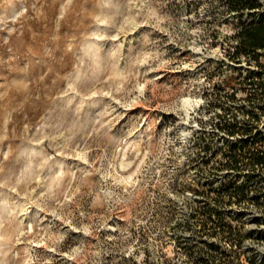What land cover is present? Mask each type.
I'll use <instances>...</instances> for the list:
<instances>
[{"label": "rangeland", "instance_id": "374dc122", "mask_svg": "<svg viewBox=\"0 0 264 264\" xmlns=\"http://www.w3.org/2000/svg\"><path fill=\"white\" fill-rule=\"evenodd\" d=\"M230 3L0 0V264H257L264 174L226 160L264 132V0Z\"/></svg>", "mask_w": 264, "mask_h": 264}, {"label": "trees", "instance_id": "16d2710c", "mask_svg": "<svg viewBox=\"0 0 264 264\" xmlns=\"http://www.w3.org/2000/svg\"><path fill=\"white\" fill-rule=\"evenodd\" d=\"M230 1V8L233 10H236L239 14H242L244 5L249 8L253 9L257 5V0H228ZM239 3L243 4V7H238ZM245 7V8H246ZM238 41L239 44L236 47V53L238 54L239 52H255L256 49L262 48L264 49V18H261L258 21H251L240 31L237 33ZM260 54L257 52L254 54L252 57L253 59L258 61V56ZM253 118L256 117V113L254 114L252 112ZM244 129V131H253L252 127L246 128L240 126V124L236 121L234 123L229 124V132L231 134ZM226 165L230 167H244L247 165L255 166L259 168L263 174H264V132H257L254 135V138L252 142L248 145H243V146H234L230 148V152L228 155V159L226 160ZM200 224V223H199ZM213 225L211 227L216 228V225L223 224L224 226H227L228 228L231 226L224 224V222L220 221H213ZM207 221L201 222V226L203 228L207 227ZM210 227V226H209ZM231 234V232H229ZM238 235V234H237ZM238 244L241 243L240 239L237 237ZM208 246L210 247V250H215L217 249V244L214 241H211L208 243ZM211 259L209 261L211 263L215 262L216 257L213 252L209 251ZM130 260V259H129ZM198 262H202V260L198 259ZM238 261V259H236ZM223 260L221 261L220 259L215 263V264H222ZM129 264H137V261L134 260L132 262H129Z\"/></svg>", "mask_w": 264, "mask_h": 264}, {"label": "built area", "instance_id": "2783aa9c", "mask_svg": "<svg viewBox=\"0 0 264 264\" xmlns=\"http://www.w3.org/2000/svg\"><path fill=\"white\" fill-rule=\"evenodd\" d=\"M260 253L257 254V258L254 260L257 264H264V249L259 251ZM252 260V259H249Z\"/></svg>", "mask_w": 264, "mask_h": 264}]
</instances>
